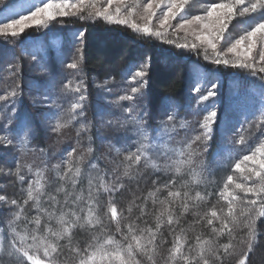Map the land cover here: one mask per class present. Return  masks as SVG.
Masks as SVG:
<instances>
[{"label": "trees", "instance_id": "16d2710c", "mask_svg": "<svg viewBox=\"0 0 264 264\" xmlns=\"http://www.w3.org/2000/svg\"><path fill=\"white\" fill-rule=\"evenodd\" d=\"M55 22L49 32L31 28L17 37L0 36V128L7 129L11 133L9 138L13 139V144L7 147L0 144V169H3L0 171V185L3 186L0 195L5 196L6 201H17V205L0 203L4 205L0 206V264H14L18 256V253L5 254L13 251L9 245L14 234L9 224L14 219V213L19 211L18 206L23 207V212L13 227L21 236L28 238L22 244L17 238V247L27 248L41 260L47 259L43 256V249L37 252L36 248L29 247L34 243L31 238L36 228L31 222L33 217L39 215L41 219V231L37 235L46 234L48 228L59 230L61 225L57 218L62 214L68 213L66 219H72L73 212L81 217L77 227L72 229L71 244L68 237L56 241L48 235L50 241L61 246L54 257L56 264H75L74 254L69 248L72 245L84 247L93 234L100 240L111 235L126 244L122 234L127 232L129 225L138 235H144L141 230L146 228L156 231L158 248L155 264H165L175 237H182L186 241L185 250L190 248L192 255H196L200 251L197 236L201 242L211 241L212 252L207 251L208 245L204 246V256L209 264H235L246 251L243 241L247 239L245 224L250 216L256 217L257 240L253 250L247 253V264H264V216L256 215L260 211L259 206L248 215H241V209L246 207L245 201H233L236 220L234 225L229 223L231 236L227 229L212 231L213 228H221L220 219H215L212 225L207 224L212 210H216L219 217L231 220L227 213L229 199L220 195L227 176L232 175V186L236 183L252 186L256 178L247 179L249 182L240 181L232 161L222 162L221 157H216L217 133L212 139L214 143L210 154L209 143L201 144V124L205 114L198 98L205 93L202 88L196 92L190 89L193 76L189 65L193 62L209 72L218 70L225 78V84L238 79L231 77L235 76L233 68L236 67L228 65L230 69L210 65L209 54H187L175 45L160 43L157 37L140 36L131 29L101 19L89 22L79 16ZM77 31H82L83 37H76ZM47 42H53L55 48L45 46ZM76 57L80 61L78 68H68L67 64ZM145 60L148 61L145 86L140 92L132 93L131 88L140 84L133 76L134 71L139 69H130L129 66ZM257 75V79L264 84L261 79L264 73ZM105 81H108L105 85L109 93L100 89ZM81 82L85 101L83 109L77 110L82 114L76 115L71 110L75 94L70 93L69 96L68 90L61 91V88L64 85L68 88L75 84L81 86ZM13 89H17V95L7 96L6 93ZM45 93L48 97L44 96ZM141 93L146 95L137 101ZM125 94H131L133 100H120L119 97ZM164 97L171 98L175 114V119L168 121L169 131L165 130L167 117L160 106ZM42 98L45 106L36 107ZM133 103L138 104L135 115L137 119L143 118V130L148 134L146 154L151 163L143 157L139 163L125 159L137 151L141 140L139 126L130 119L125 122V118L133 114L126 112L125 108ZM45 112L58 113L63 121L71 122L59 132L52 131L55 117L45 120L42 116ZM22 119L29 122L28 128L19 126ZM251 127L250 121L244 126L245 130ZM197 135H201L200 140H194ZM116 137L122 138L112 139ZM89 146L92 149L90 152ZM181 149L186 153L182 159L187 161L190 156L191 163H185L177 172L174 161L181 159L177 155ZM70 152L71 157L68 155ZM69 160L73 170L80 168L74 185L70 179L72 173L68 172V164L65 163ZM18 166L23 181L13 174ZM163 167L164 171H159ZM193 172L200 173L199 183L192 181ZM37 173L41 174L43 184L39 207L35 201L24 203L26 190L37 180ZM90 179L95 215L101 220L94 226L85 223ZM113 183L122 186L111 193L104 190L105 187L111 188ZM232 188L230 185L228 190L233 195L245 196L239 189ZM169 191H180L181 196L169 197ZM185 192L191 199L185 201ZM196 193H199L200 199L195 198ZM162 202H169L166 206L173 214L171 225L167 222V215H161L165 206ZM184 203L187 204L186 209L182 206ZM109 205L117 210L115 219L111 217ZM226 244L232 245L227 253L223 247ZM257 252L260 255L255 258ZM135 260L139 264H149L139 252Z\"/></svg>", "mask_w": 264, "mask_h": 264}, {"label": "snow or ice", "instance_id": "6c2138e0", "mask_svg": "<svg viewBox=\"0 0 264 264\" xmlns=\"http://www.w3.org/2000/svg\"><path fill=\"white\" fill-rule=\"evenodd\" d=\"M204 4L207 6L205 8L206 15H196L193 18H187L186 22L188 24H195L198 27H202L204 30L208 32V35H199L197 38L201 41L207 40L211 49L215 53V58L213 59V63L229 65L232 67H238L241 69H251L250 74H256L257 71L264 73V67L256 68L255 62L252 61L250 57L251 51L257 47L259 44L261 47L260 61H264V0H248L246 4V0H231L229 3H217L216 0H203ZM113 0H108V4L111 5ZM119 5H123L125 10L133 9L134 11L139 12L140 15L143 16L145 22L150 20L153 17H156L157 11H161V16L157 17L161 20V26L168 24L171 19H174L178 14L184 11V5L187 3V0H144V3H139V0H133L131 4L127 2V0H118ZM13 6L11 4H5L3 11H7L11 9ZM34 10L29 9L30 16L25 15L24 13H16L14 16H10L7 20L2 22V27H0V34H9L12 37H16L19 32H23L26 27V22L31 23V21H35L38 24H42L44 27L48 26V22L55 19L56 16H66V15H77L80 12H83L85 8L92 9L94 5L88 3L85 4L84 0H80L79 5H72L69 3V0H48V2H44L43 5H34ZM70 9H74V11H69ZM119 7L117 8L115 13L109 12L107 8L97 9L95 11H89L87 16H80L81 19H93L97 16L103 17L104 20L110 23L116 24H124L132 27L134 31H141L140 28L132 23L127 18H121L119 15ZM260 12L261 16L259 20H256L254 26L249 25L243 29L241 33L238 34V38L232 40H228L225 44L227 51L230 53H237V50H242L243 56L237 57L235 60L223 59L220 56L219 52H216L217 44L216 40L224 39V32L227 31L228 25L232 19H234L239 12V15L244 16L249 13ZM19 17V18H17ZM8 20L11 23L7 22ZM181 28L184 25L180 26ZM143 32L149 35L163 37L164 33L155 32L151 33L150 30L145 27ZM231 35V34H230ZM76 37H83L82 31H77L75 33ZM171 43V41H168ZM230 45V46H229ZM177 47L187 48L188 45L178 44ZM192 49H195L196 45L191 46ZM207 59V55L205 56ZM79 57H76L72 63L67 64L68 68L76 69L79 64ZM148 63L147 60L142 62L141 65H130V69L134 67H139V70L134 71V77H145L147 75L144 70L143 65ZM264 80V77H261ZM108 83V81H105ZM145 86V81L142 79L140 81L139 86L131 88L132 93L140 92L141 89ZM68 86L64 85L61 88V91H67ZM73 91L79 92V98L75 100L74 103L71 104V110L75 112L76 109H83L85 101V96L82 91V82L81 86L74 87ZM194 91H199V87H194ZM7 96H16L17 89H13L10 92L6 93ZM146 93H141L140 96L137 97V101L142 100ZM216 95L215 92V83L213 82L207 89L206 95L201 97V99H208ZM45 97H48V93L44 94ZM120 100H133V96L131 94H125L119 97ZM262 99H264V93H262ZM51 99L48 100V105L50 106ZM171 98L164 97L161 99V110L164 112V115L167 117L165 121V130H171V127L168 124V121L175 119V114L171 108ZM13 106H15V101H13ZM36 107H44L45 104L42 102L35 105ZM138 108L137 103H133L132 105L125 108L126 112L133 113L130 117L125 118V122L127 120L133 121L136 125L139 126L138 130L140 132L141 140L139 142V147L135 153H130L125 157L127 161H131L132 163H139L141 158L143 157L146 162L151 163L148 160V156L146 154V149L149 147L148 143V134L143 130V118L137 119L135 112ZM264 111V110H262ZM82 114L81 112H76V115ZM217 113L212 110L209 113V117L206 118L201 127L204 129L203 139L207 141L211 138L212 127H211V119L215 118ZM42 116L45 120H50L55 117L53 122L52 131L59 132L61 128L65 127L71 121H63L62 117L55 112H45L42 113ZM73 119L75 116L72 117ZM183 126V124H181ZM82 127H85L82 125ZM11 133L5 129L0 128V144H3L5 147L13 144V139L9 138ZM201 135H197L194 137V140H200ZM235 143H244L243 138L235 141ZM190 148L191 145L189 144ZM255 148V146H253ZM92 149L89 146L88 151L90 152ZM229 151H235V149H229ZM250 153V154H248ZM248 153L238 154L232 161L234 165V169L236 172H247L248 176L246 179H250L252 177L256 178V182L252 186H247L242 183H236L235 188L242 191L245 196L243 198L233 195L229 192V186L233 183L232 175L226 177V183L223 185V191L220 192L221 196L229 199V205L227 209L228 216L231 217V220H225L222 217L218 216L216 210H212L210 212V218L207 219V224L212 225L215 219L221 220V228L216 229L213 228V232L223 231L224 229L228 230L229 235L232 234V228L229 227V223L235 224L236 217L234 215L235 208L233 206V201H238L243 199L246 203V207L241 209V215H248V213L255 207L259 206L260 211L256 214L257 216H264V146L259 148H255L253 150L250 148ZM185 151L181 149L177 155L181 157V159H177L174 161L175 170L179 172L181 170V166L185 163H191V157L185 161L182 157L185 156ZM259 154V158H257ZM69 157H71L72 153L70 152ZM68 164V172L72 173L70 177L73 185L75 184V177L80 175V168L76 167L74 170L71 166L70 160L65 161ZM131 165H129L130 167ZM155 167L156 165L153 164ZM3 171V169H0ZM16 177L23 181L24 177L20 175V168L17 167L15 173ZM125 174H127V169H125ZM64 175H67L65 173ZM64 178L63 176L61 177ZM201 179L200 173L193 172L192 181L194 183H199ZM89 207H88V215L85 220V223L94 226L101 223V220L98 216L95 215V204L94 197L92 192V181H89ZM122 185L118 183H113L111 188L105 187L104 190L111 193L117 191L119 187ZM43 184L41 183V174L37 173V180L33 182V184L29 185L26 190L27 198L24 201L25 204L28 201H35L37 207H39V199L40 194H42ZM62 190V189H61ZM150 195H153L150 193ZM169 197L176 198L180 197V191H169ZM255 197V198H249ZM196 199H200L199 193H196ZM54 199V198H53ZM184 199L187 201L191 199L187 192L184 193ZM0 201H4L10 203L12 205H17V201L12 199L6 201L5 196L0 195ZM170 202V201H169ZM169 202H162L165 206L161 211V215H167V222L169 225L173 223V214L172 211L166 206ZM187 208V204L184 203L182 205ZM19 211L14 213V219L9 224V228L11 232L14 234L12 240L10 241V248L13 250L11 252H6L7 255H13L14 253H18L16 256L14 264H56V259L54 258L58 253L61 246L58 243L52 242L48 239V235H51L55 238L56 241L63 239L65 237L69 238V244H71V236L72 229L77 227L79 222L81 221V217L76 215L75 212L71 213L72 219H66L68 213L62 214L57 218L58 223L61 225L60 229L54 231L52 228L47 229V233L44 235H37L41 231L40 224L41 219L40 216L37 215L33 217L31 221L36 225V228L33 230L32 240L33 245L29 247L36 248V251L39 252L40 248L43 249V256L47 259L41 260L38 255L31 253L27 248L17 247L16 241L19 239L22 244L24 240H26L27 236H21L20 233H17L15 227V221L20 218V213L23 212V207L18 206ZM109 211L111 213V217L113 219L117 216V210L115 207L109 205ZM51 217V213L48 214ZM255 216H250L247 220L245 227L248 229L247 231V239L243 241L246 245V251L240 256L238 259V264H247L248 255L253 250V246L257 240V230L255 226ZM119 224V221H117ZM157 230L159 229V223L157 224ZM174 231V229H171ZM119 231V227L117 228ZM144 235H138L133 231V226L129 225L127 228V232L122 234V239L126 241V244H122L121 241L115 239L114 236H106L103 240H100L95 234H93L91 241L87 242L84 247H80L79 245H72L69 248V251L74 254L75 264H139L138 261L135 260V255L137 252L141 253L145 256L146 260L149 264H155V258L157 255L158 245L156 244V231H153L150 228H146L141 230ZM197 245H199L200 251L196 253V255H192V250L189 248L185 250L186 241L182 237H175L173 240V245L170 249H168V256L165 261V264H209L208 259L204 256L205 245H208L207 251L212 252L213 249L211 247V241L204 240L201 242L199 236H197ZM225 252H228V249L232 247L230 244H226L223 246ZM0 248H2V244H0ZM219 257H217V260Z\"/></svg>", "mask_w": 264, "mask_h": 264}, {"label": "rangeland", "instance_id": "374dc122", "mask_svg": "<svg viewBox=\"0 0 264 264\" xmlns=\"http://www.w3.org/2000/svg\"><path fill=\"white\" fill-rule=\"evenodd\" d=\"M44 2H48V0H0V27H2V22L7 20L8 17L16 15V13H24L25 15L30 16L29 9L34 10V5H43ZM129 4L133 2V0H127ZM217 3H229L231 0H216ZM69 3L72 5H79L80 0H69ZM85 4H92L94 7L92 9L85 8L83 12H80L77 15H66V16H56L55 19L48 22V26L44 27L42 24L36 23L34 20L31 21V23L26 22V27L23 32H19V35L23 34L27 30L31 28H40L43 29L44 32H49L52 28V24L56 23L55 21L57 19H63L66 17H79L87 16L89 11H95L97 9L101 8H107L109 12L115 13L117 8L119 7V15L121 18H127L132 23L136 24L141 31L137 32L132 29V27L124 24H116V23H110L103 19V17H95L93 19H85V21L90 20H96L101 19L106 21L109 24L112 25H118L120 27H126L127 29L133 30L136 34L140 36H147V37H157L160 39V43H169L168 41H171L172 45L177 46L178 44H187V48H181L178 47V49L184 51L187 54H192L201 52L205 54H209V63L210 65H222L224 67L230 68L231 64L224 65L221 64H215L213 63V59L215 58V53L211 49L210 45L208 44L207 40L201 41L197 37L199 35H208V32L204 30L202 27H198L195 24H188L186 22L187 18H193L196 15L204 16L206 15L205 8L207 7L203 0H187V3L184 5V11L178 14L174 19H171L168 24L161 26V20L157 17L161 16V11L158 10L156 17L151 18L147 22H145L142 15L139 14V12L134 11L133 9H127L125 10L123 5H119L118 0H113V3L111 5L108 4V0H84ZM139 3L143 4L144 0H139ZM248 3V0H246V4ZM5 4H11L13 7L7 11H3ZM74 11V9L69 10ZM260 12L256 13H249L245 14L244 16L239 15V12L237 13L236 17L231 20V22L228 25L227 31L224 32V39L223 40H216L217 49L216 52L220 53L221 58L228 59L230 61L237 59V57H242L243 52L242 50H237V53H230L227 51V48L225 47V44L228 40H232L234 42L235 38H238V34L243 31V29L249 25L254 26L256 20L260 19ZM19 18V17H17ZM7 22L11 23L10 20ZM184 25L183 28L180 26ZM147 27L151 33L155 32H162L164 33L163 37L149 35L143 32V29ZM231 34V35H230ZM1 35H8L9 34H0ZM16 36V37H17ZM196 45L195 49H192V45ZM45 46L48 47H54L53 42H48L45 44ZM230 46V45H229ZM48 49V48H47ZM261 54V47L258 44L256 48H254L251 53L250 57L253 62H255L256 68L259 69L260 67H264V61H260L259 57ZM136 65H141V62H135ZM144 70L146 71L148 69V63L147 65H143ZM78 68V67H77ZM76 68V69H77ZM189 68H191V75L193 76V81L191 83L190 89L193 90L194 87H199V89H203L204 95H206V89L214 82L215 83V92L216 95L209 97L208 99L204 100L201 99L200 96L198 98V104L202 106L203 113L205 114V117L203 118V121L209 117L210 111L214 110L217 115L215 118L211 119V127H212V133L211 138L205 141L204 139L201 140V144L203 143L208 144L209 143V154L212 150L213 145V137L217 133L219 136L218 140H216V157H221L222 162H225L227 160L233 161V159L238 155L242 153H248V150L252 148L255 150V148H259L261 146H264V99H262V93H264V84L258 80L257 78L259 71L256 72V74H250V69H241V68H233L235 69V76L238 79H234L232 82H229L228 84L224 83V77L220 74L218 70L216 72H209L206 71L204 68L197 64H193V62L189 65ZM139 69V67H138ZM232 69V68H230ZM75 70V69H73ZM241 76L242 79H241ZM146 77V76H145ZM145 77H136L138 81H141L142 79L145 81ZM230 78V77H229ZM229 78L227 80H229ZM80 86L78 84H75L73 87H69L67 94L70 96V93H74L75 96L71 100L72 103L75 102L76 97L79 96V92L73 91L72 89L74 87ZM100 89L103 93H109V90L107 89V86L104 84L100 85ZM194 91V90H193ZM196 92V91H195ZM76 109L75 112L76 113ZM17 115V114H16ZM104 118V117H103ZM21 123H19V126L23 129L28 128L30 125L28 121H25L22 119ZM252 124L251 128H248L245 130L244 126L248 124V122ZM204 131V129H203ZM202 131V133H203ZM240 133L242 135H240ZM123 137V136H122ZM122 137H116L112 138L113 140L121 139ZM261 137L263 139L261 140ZM203 138V136H202ZM243 138L244 143H235V141ZM112 140V141H113ZM103 141V140H101ZM123 144H125V140L123 138ZM255 146V148H253ZM229 149H235V151H229ZM250 154V153H248ZM259 158V154L257 156ZM234 167V165H233ZM164 167L162 170L164 171ZM235 171V169H234ZM236 176L240 178V181H246L249 182V180L246 179L248 176L247 172H236ZM251 186V184L249 185ZM3 187L0 185V188ZM231 187L235 188V185ZM232 188V189H233ZM4 201H0V203H3ZM1 207H4V205H1ZM255 258H257L260 253L257 252L255 254ZM235 264H238L235 263Z\"/></svg>", "mask_w": 264, "mask_h": 264}]
</instances>
